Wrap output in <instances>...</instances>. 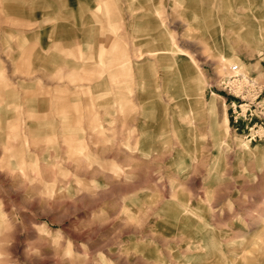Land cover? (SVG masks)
Wrapping results in <instances>:
<instances>
[{
  "label": "rangeland",
  "instance_id": "1",
  "mask_svg": "<svg viewBox=\"0 0 264 264\" xmlns=\"http://www.w3.org/2000/svg\"><path fill=\"white\" fill-rule=\"evenodd\" d=\"M0 264H264V0H0Z\"/></svg>",
  "mask_w": 264,
  "mask_h": 264
},
{
  "label": "built area",
  "instance_id": "2",
  "mask_svg": "<svg viewBox=\"0 0 264 264\" xmlns=\"http://www.w3.org/2000/svg\"><path fill=\"white\" fill-rule=\"evenodd\" d=\"M230 69L232 70V71H236V70H238V66L236 65V64H234V65H232L231 67H230ZM236 115H234V117H235Z\"/></svg>",
  "mask_w": 264,
  "mask_h": 264
}]
</instances>
